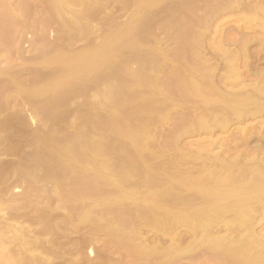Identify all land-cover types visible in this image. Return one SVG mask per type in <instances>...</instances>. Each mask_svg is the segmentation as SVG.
<instances>
[{"label":"rangeland","instance_id":"1","mask_svg":"<svg viewBox=\"0 0 264 264\" xmlns=\"http://www.w3.org/2000/svg\"><path fill=\"white\" fill-rule=\"evenodd\" d=\"M262 6L264 0H0V264H240L210 255V239L186 226L157 230L139 210L157 200L167 210L180 207L178 189L166 186L178 171L168 162L196 173L201 164L188 152L213 158L226 138L242 137L235 124L212 138L184 132L193 101L175 85L186 77L201 84L211 70L219 82L227 54L236 55L238 73L253 75L241 84L264 74V22L249 20ZM207 138L220 148L207 147ZM251 228L264 248V223ZM232 232L211 236L233 241L242 233Z\"/></svg>","mask_w":264,"mask_h":264},{"label":"bare ground","instance_id":"2","mask_svg":"<svg viewBox=\"0 0 264 264\" xmlns=\"http://www.w3.org/2000/svg\"><path fill=\"white\" fill-rule=\"evenodd\" d=\"M144 2H146V1H144ZM262 7H264V6H262ZM258 11L255 12L254 14L250 15V16L248 15L250 17L249 20L254 19V17H256L255 19H257V17H259L260 22L261 21L264 22V10L261 12H260V10H258ZM256 13H258V14L260 13L259 14L260 16L257 15ZM262 27L263 28L261 29V32L258 31L259 35H264V26H262ZM128 37H130V36H128ZM138 38H140V37H138ZM134 39H135V37H134ZM184 39H185V37H184ZM260 40H257L258 43L262 42ZM137 41H138V39H137ZM262 43H259V47H261L260 44H262ZM180 44L182 45V42ZM245 44H247V43H245ZM263 44H262L261 48H263V50H264ZM123 45H124V42H123ZM136 45H135V47H136ZM197 45H198V43H197ZM130 46H132V45L130 44ZM192 47H194V44ZM123 48H124V46H123ZM240 48L242 50V55H245L247 53L246 52L247 51L246 45H242ZM121 50H122V48H121ZM189 52H192V51H189ZM113 53L115 54V52H113ZM234 55L232 56L230 54L229 55L227 54L226 58L224 56L225 59L222 61H224L225 65H226L225 66L226 74H225V72H223L224 73L223 77L222 78L218 77V79L220 78V80H219V82H216V83H218L217 86H216V83L213 80V77L211 75L212 70H211V72H209V74L212 78L209 76V74L206 73L208 75V77H203L204 81L202 79L203 82L201 84L198 83V82H200V80H198V82H197L193 77H191V79H187V81L189 80L188 82L187 81L184 82V80H186V78H188V77H186V78H184V80L180 79L182 82L181 81L179 83L176 82L180 86L177 84L176 85L174 84V85H175L176 89H177V87H179L177 89V90H179L178 91L179 93H180V90H182L181 91L182 95L180 93V95L182 97H185V99L190 98L193 101L192 108L190 110H188V108H187L186 110H188L187 112H189V114H194V115L191 117L190 120L185 119L187 121V123L184 122L183 127H182V130L184 132L196 131V133H204V134L211 137L213 134H215L217 132L228 133L230 131L229 128L231 127V125L235 124L236 125V127L234 129V130H236L235 133H237L239 135V138H240V135L243 138L241 137L240 139H236V140L233 139L231 141L226 138L227 140L225 139L222 142L220 141L221 143L219 142L220 144L219 143L218 144L220 146H222L223 149L220 152V154L217 153V155L214 156L213 158L209 157V155H207L209 159L207 157L205 158L202 155L203 153L201 152V150H200L199 154H195L196 151L194 154H193V152H190V153L188 152L190 159H192L196 162L198 160V162L201 164L200 167L197 169L196 173L194 172V170H191L190 167H188L190 169L188 171L186 170L184 172V174L179 173L183 164L182 163H181L182 165L180 163L171 164L170 162H168L175 169H178V171L177 172L174 171V174L172 173V181L170 180V178H169V181L165 180L167 178V177H165V179H161L160 182L157 179V182H159L158 184L164 185V184H166V181H167L166 186L169 187V185H170V187L172 186V187L178 189V191L176 190L177 192L175 191L176 192L175 194H177V193L180 194V195L177 194V196L179 195L178 198H180V200H178L179 201L178 204L180 207L177 208V207H174L173 205H171V209L167 210V208L165 209V207H164V204H163L164 202L163 203L158 202L159 200H157V201H155V203L153 204V206L150 210L149 209H147V210L142 209L143 213H142V211L139 210V213H140L139 216L141 217V215H143V218H145V217L154 218L155 220H154V222L153 221L152 222L154 223L155 227H157V230H159L158 228H160L161 230H165L164 232H166V231H169V233H170V231L175 232V229L177 226H179V225L180 226L181 225L186 226L187 227L186 230L188 231V233H190L192 235H195V234L199 235L200 234V237L203 236L202 238H204V237L206 238V239L204 238L205 241L210 239V249H208L209 254L214 255V257L216 255L219 256V254H220L221 259L223 257V261H226V263L227 262L231 263V262L237 261L240 264H264V248L262 247L263 242H260V240H258V238L256 239L254 237L255 234L251 228L252 224H254V223H261V222L264 223V74H262V75L258 74V75H260L259 77L256 74H254L258 78L257 80H254V78H253V80L251 81L253 83L246 84V85H245V83L241 84V82L244 81L243 77L244 78L248 77L249 79H251L253 77V75L250 74L249 72L246 74L241 73L243 75L238 73L239 72L238 71L239 64H237L238 67L236 69L237 65L235 64V61H234V60H236ZM230 56L235 58V59H233V58H232L233 60L229 59ZM105 57L106 56H104V58ZM178 57H175V58H178ZM183 58H182V60H184ZM193 58L195 59V57H193ZM198 58H199V56H198ZM243 58H242V60H243ZM105 61H107V60H105ZM177 61H180V60L177 59ZM199 63H201V62H199ZM236 63H238V61ZM201 64H203V63H201ZM72 66H74V65H72ZM197 67L195 66L194 68H197ZM199 67H200V65H199ZM191 71H193V70H191ZM251 73H252V71H251ZM190 74L193 76L192 72ZM203 74L204 73H202V75ZM194 75H196V73H194ZM213 76H214V74H213ZM199 77H197V78H199ZM178 81H179V79H178ZM254 81H256V83ZM138 84H140V82ZM239 85H241V86H239ZM227 86H232V87H228V89H225V88H227ZM236 86H238V88H239V89H236L237 91L233 90ZM231 88H233V89H231ZM173 89L175 91V88H173ZM157 90H159V89H157ZM183 91H184V93H183ZM185 91H186V93H185ZM157 93H158V91H157ZM163 93H164V91H162V94ZM165 93H167V92H165ZM162 94H161V96H162ZM130 95H133V94H130ZM159 95H160V93H159ZM213 96H216V97L214 99H210V97L213 98ZM163 97H165V96L163 95ZM130 99H131V97H130ZM132 99H134V98L132 97ZM198 110H200V111L198 112ZM196 112H198V114ZM158 121H160V120H158ZM257 124H259V125H257ZM142 129L145 130V128H142ZM231 133H232V130H231ZM253 139H255V141H257L256 145H251V142L252 141L254 142ZM226 141L227 142L229 141V142L227 143ZM132 143H133V141H132ZM215 143L216 142L212 140L209 143H207V145L209 144V146H207V147L212 146L211 149H214L213 148L214 146L217 147V149H218V147L220 148V146L217 145V143L215 145ZM203 146H204V144H203ZM242 146H243V149L241 150ZM200 148H201V146H200ZM81 153H82V151H81ZM129 155H130V153H129ZM180 155H182V153ZM180 155H179V157H180ZM224 155H228V158H226V157L224 158ZM80 156H82V155H80ZM142 156H144V155H142ZM182 162L186 163L187 161H182ZM125 164H128V163L126 162ZM118 166H121V165H118ZM141 166L142 165H140V169L142 168ZM122 167H124V166L122 165ZM148 167H149V165H148ZM120 170H122V169H120ZM160 170L163 172L162 169H160ZM145 171H146V168H145ZM127 172L129 173L130 171H127ZM142 172H144V171H142ZM150 172H152V171H150ZM171 172H173V171H171ZM146 173H149V172H146ZM157 173H161V172H157ZM167 176L169 177V175H167ZM128 178H127V180L130 179V178L129 179ZM121 181H122V179H121ZM129 181H131V180H129ZM153 182H152V184L155 185L154 184L155 182L154 183ZM126 183H128V181ZM148 183H149V181H148ZM158 184H157V186H158ZM105 185H107V184H105ZM137 185H138V183H137ZM123 187H125V186H123ZM132 187L134 188L135 186H132ZM152 187H151V190H153ZM159 187L164 188V187H161L160 185H159ZM172 187H171V189L174 190V188H172ZM144 188H146V187H144ZM134 189H136V187ZM124 190H125L124 188L122 189V192L119 190L121 192L120 193L121 197H122L123 192H127ZM167 190H170V189H167ZM173 190H170V191L173 192ZM163 191H165V190H163ZM118 192H117V194H118ZM135 192H136V190H135ZM182 192H184V193L186 192L185 195L187 194V196L190 195L191 197L189 199H186L187 197L185 198V195ZM169 193L170 192H168V194ZM114 194H115L114 197L117 198L116 197L117 194L116 193H114ZM168 194L166 195L167 198H168ZM181 194H183L184 196H181ZM107 195H108V193H107ZM109 195H111V194H109ZM112 195H113V193H112ZM124 195H126V193ZM134 195H136V193ZM139 195H141V194H139ZM144 197H145V195H144ZM169 197H170V195H169ZM115 198H113V199L116 201ZM118 198L120 199L119 194H118ZM141 200L143 202V199H141ZM153 201H154V199H153ZM160 201H162V200L160 199ZM165 201L169 203L168 199ZM117 202H119V201H117ZM140 203H141V201H140ZM168 203H165V204H168ZM171 203H169V205ZM169 205H167V206H169ZM172 206L174 207L173 209H172ZM135 212H136V210H135ZM145 219H147V218H145ZM147 220H149V219H147ZM151 225H153V224H151ZM216 226H217V228H216ZM153 229H156V228H153ZM234 229H236L237 232L242 231V233L239 234V236H237L238 238H236V240H234V239H233V241L225 240L228 238L227 237L228 234L233 233L232 231H234ZM218 231H224V234H226L225 236L227 238L222 237L220 239H213L211 234L218 232ZM201 241H202V239L200 240V242ZM206 242L204 243L205 245H206ZM192 246H193V244H192ZM207 246H205V247H207Z\"/></svg>","mask_w":264,"mask_h":264}]
</instances>
